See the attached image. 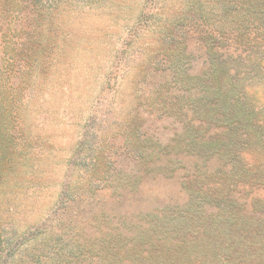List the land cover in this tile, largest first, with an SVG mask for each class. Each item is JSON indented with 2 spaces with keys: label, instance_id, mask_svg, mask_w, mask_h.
I'll list each match as a JSON object with an SVG mask.
<instances>
[{
  "label": "trees",
  "instance_id": "16d2710c",
  "mask_svg": "<svg viewBox=\"0 0 264 264\" xmlns=\"http://www.w3.org/2000/svg\"><path fill=\"white\" fill-rule=\"evenodd\" d=\"M71 7L0 0V264H264L251 91L264 82V0H193L160 23L139 49L132 99L117 93L119 114L74 149L86 176L34 228L20 219L9 187L28 172V144L16 137L31 135L34 99L47 118L62 95L46 93L60 84Z\"/></svg>",
  "mask_w": 264,
  "mask_h": 264
},
{
  "label": "rangeland",
  "instance_id": "374dc122",
  "mask_svg": "<svg viewBox=\"0 0 264 264\" xmlns=\"http://www.w3.org/2000/svg\"><path fill=\"white\" fill-rule=\"evenodd\" d=\"M192 2L72 0V7L61 13L59 19L63 27L59 31L62 37H68L69 51L59 68L62 72L59 87L55 88V81H51L49 87L54 92L46 95L47 100L55 90L62 95L56 104L52 96L47 118L34 99L27 108L29 122L26 121V126L31 135L23 138L24 135L18 134L16 137L20 146L28 144L27 161L24 156L20 160L28 172L21 171L20 167L19 179L12 180L9 187L11 202L24 210L21 220L34 228L46 213L51 215L54 212L51 210H59V197L68 185L83 180L86 176L84 165L77 154L79 148L74 149L87 141V137L91 140L95 129L103 128L99 121L101 116L106 120L119 114L117 93L126 103L132 99L139 49L147 44L150 48L160 23L171 18V14L187 9ZM251 91L258 100V120L264 130V82ZM92 113L95 117H91ZM17 129L21 132L20 127ZM41 138L49 140L44 147V159ZM253 139L258 140L259 152L264 153L261 145L264 131L259 138ZM29 210L30 214L26 215Z\"/></svg>",
  "mask_w": 264,
  "mask_h": 264
}]
</instances>
